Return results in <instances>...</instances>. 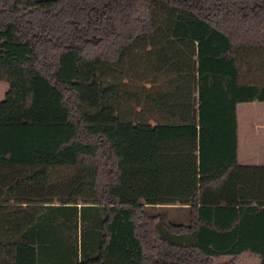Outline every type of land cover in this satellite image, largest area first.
Returning <instances> with one entry per match:
<instances>
[{
    "label": "trees",
    "instance_id": "obj_1",
    "mask_svg": "<svg viewBox=\"0 0 264 264\" xmlns=\"http://www.w3.org/2000/svg\"><path fill=\"white\" fill-rule=\"evenodd\" d=\"M0 82V264H264V0H0Z\"/></svg>",
    "mask_w": 264,
    "mask_h": 264
},
{
    "label": "crops",
    "instance_id": "obj_2",
    "mask_svg": "<svg viewBox=\"0 0 264 264\" xmlns=\"http://www.w3.org/2000/svg\"><path fill=\"white\" fill-rule=\"evenodd\" d=\"M242 111V112H241ZM237 161L243 168L238 173L239 181H248L252 176L259 183V191L248 193L247 201H264V102L241 104L237 106ZM256 168V169H255ZM251 195V196H250ZM228 258H221L217 262L227 261ZM255 259L247 256L242 257L237 264H259Z\"/></svg>",
    "mask_w": 264,
    "mask_h": 264
},
{
    "label": "rangeland",
    "instance_id": "obj_3",
    "mask_svg": "<svg viewBox=\"0 0 264 264\" xmlns=\"http://www.w3.org/2000/svg\"><path fill=\"white\" fill-rule=\"evenodd\" d=\"M6 85L5 84H3V83H1L0 82V101L3 99V97H4V93H5V91H6ZM242 112V111H241ZM255 261V260H254ZM247 262V261H246ZM245 262V264H249V263H246ZM256 263H257V261H255Z\"/></svg>",
    "mask_w": 264,
    "mask_h": 264
}]
</instances>
